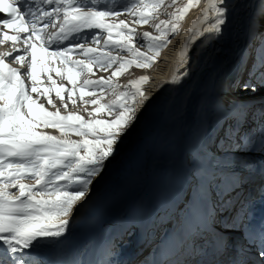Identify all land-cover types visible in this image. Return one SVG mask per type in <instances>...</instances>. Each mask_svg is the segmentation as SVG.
I'll list each match as a JSON object with an SVG mask.
<instances>
[{
  "label": "snow or ice",
  "instance_id": "1",
  "mask_svg": "<svg viewBox=\"0 0 264 264\" xmlns=\"http://www.w3.org/2000/svg\"><path fill=\"white\" fill-rule=\"evenodd\" d=\"M199 3L186 0L177 6L172 0L175 11L166 13L169 19L159 20L165 0H0V13L6 14L0 18V45L11 47L0 52V251L10 264H45L36 258L43 248L59 249L53 264H115L107 246L99 252L92 241L69 246L76 225L74 211L78 213L94 178L116 155L117 145L135 122L137 105L150 99L143 91L150 77L129 80L123 91L113 77L131 67H152L188 10ZM258 9L264 15V0H259ZM232 11L230 0H203L179 51L177 70L158 89L165 84L179 87L191 78L201 52L193 53L190 47L198 38L208 43L220 39ZM122 14L133 18L132 26L119 19ZM153 21H158L153 27L159 35L137 32L135 25ZM136 41L148 52L136 47ZM246 42L231 90L253 96H230L222 87L203 99L200 111L212 112L214 134L209 139L203 128L196 138L186 186L171 201L176 208L175 250L144 264H264V218L256 219V197L245 187L254 185L264 199V160L257 165L249 155L264 157V94L254 96L264 89V32L258 17L249 22ZM43 52L81 74L78 84L65 72L60 79H67L72 87L61 84V88L72 105L78 99L94 106L88 119L75 112L62 115L58 108L48 111L38 103L44 98L56 108L52 89L38 87L37 69L47 75ZM70 54L82 59H70ZM114 67L108 78H90L95 69ZM47 79L55 83L50 75ZM106 90L114 98L102 102ZM97 92L100 99H86ZM55 95L67 109L64 96L59 91ZM48 128L56 134L44 131ZM231 232L240 233L239 244L230 242Z\"/></svg>",
  "mask_w": 264,
  "mask_h": 264
},
{
  "label": "bare ground",
  "instance_id": "2",
  "mask_svg": "<svg viewBox=\"0 0 264 264\" xmlns=\"http://www.w3.org/2000/svg\"><path fill=\"white\" fill-rule=\"evenodd\" d=\"M230 2L233 11L229 13V26L224 30L223 36L210 43L204 38H198L194 46L190 47L193 53L196 49L201 52L198 57L199 62L190 79L184 80L179 87L165 84L158 89V85L169 81L173 72L177 70L178 54L188 36V28L203 6L197 9L196 14L188 13L177 34L157 58L154 67L142 75L151 78L143 85V91L150 99L137 105L135 122L122 137L121 143L117 145L116 155L106 162L102 173L94 178L88 197L80 202L78 213L74 211L76 225L70 237V247H79L92 241L98 252L100 246L103 245V249L107 246L112 250V260L115 264H119L121 257L127 260L134 253L133 251H117L114 246L118 243L115 244V240L114 244L112 242L115 238H118L117 240L121 238L115 234V230L124 226L128 217L138 223L135 230L146 226L143 220L145 219L148 223L150 219L148 212L152 209L164 218L158 222L157 229L167 225L168 220H174L176 212L171 201L177 192L175 187H182L185 179H188L190 151L196 138L201 135L203 128H207L209 139L214 134L215 120L212 112L209 110L207 114H204L200 111L203 99H210L219 93L222 87L228 89L230 96L247 98L243 94L236 95L237 93L231 90L236 77L234 69H228L226 58L228 54L234 52L238 40L244 38L246 42L248 25L254 17H258L260 31H264V15L259 13V0H230ZM131 22L132 20L128 21L130 26H132ZM42 55L47 75H50L55 83H51L47 75L38 68V87L41 90L51 88L50 95L55 104L59 100L55 92L59 91L69 105L67 93L61 88V84L64 88L72 87L67 79L63 81L60 79L65 71L53 62L55 61L53 58H46L47 52H43ZM192 58L197 59L196 56ZM65 67L67 66L64 65ZM100 71V69L94 70L97 75ZM112 72L107 74L111 76ZM72 78L78 84L80 83L75 76ZM129 80H131L130 77H125L120 84H126ZM97 94L100 93L97 92ZM31 95L33 99H36V93ZM73 96L76 98L77 93H73ZM257 101L259 99H255V102ZM38 103H43L48 111L57 110L48 108L47 106L50 105L44 98H41ZM59 111L62 115L67 114L65 111ZM82 111L83 109L80 110ZM80 112L75 111L77 115H80ZM44 131L56 134L54 128L44 129ZM72 138L79 139L76 136ZM212 148L215 150V145H212ZM179 206L182 208L183 204ZM127 239L128 246H133L137 241L132 236ZM140 240H145L144 234ZM132 246L127 249H132ZM55 250V248L40 249L36 258L51 261Z\"/></svg>",
  "mask_w": 264,
  "mask_h": 264
},
{
  "label": "rangeland",
  "instance_id": "3",
  "mask_svg": "<svg viewBox=\"0 0 264 264\" xmlns=\"http://www.w3.org/2000/svg\"><path fill=\"white\" fill-rule=\"evenodd\" d=\"M172 3V0H165V5H164V7H162L161 9H160V16H159V20H167V19H169V16L166 14V13H168V12H173V11H175V7H171L170 6V4ZM184 3H186V0H177V6H182ZM203 6V0H200V3L198 4V5H196L195 7H192V8H190L189 10H188V12L186 13V15H185V17L188 15V13H192V14H196L197 13V9L198 8H201ZM174 10H173V9ZM164 10H165V12H164ZM165 13V14H164ZM164 15V16H163ZM122 17V18H121ZM120 18L121 19H123V20H131V19H133L132 17H130L129 15H127V14H125V15H122ZM125 17V18H124ZM167 17V18H166ZM185 17H184V19L181 21V23H180V25H179V29H180V27H181V25H182V22L185 20ZM158 21H153V22H150L149 24H141V25H138L139 27H138V29H137V32H139V33H143V32H149V33H153V36H155V35H159V33L158 32H156V30H155V28L153 27V24L154 23H157ZM145 25H147V26H145ZM149 25V26H148ZM152 26V27H151ZM140 28H141V30L142 29H145V31H140ZM147 28V29H146ZM150 30V31H149ZM153 31V32H152ZM156 32V33H155ZM264 32V31H263ZM155 33V34H154ZM177 34V33H176ZM175 34V35H176ZM175 35H173V36H171V38H170V40L175 36ZM170 40H169V42H170ZM168 42V43H169ZM136 43V47L138 46V48L142 51V52H148V49H147V47L146 46H144L140 41H136L135 42ZM138 43V44H137ZM140 45H142V46H140ZM255 45V44H254ZM245 46H246V42H245V40H244V38H241L240 40H238L237 41V43H236V46H235V49H234V52H232L231 54H228L227 55V58H226V64H227V66H228V69L229 70H232V69H235V66H236V63L238 62V57L240 58L241 57V51H243V49L245 48ZM165 48V47H164ZM164 48L161 50V52H160V54H159V56L161 55V53H162V51L164 50ZM117 53L116 52H113V55H116ZM120 55H124V56H127V53H125V52H121V53H119ZM156 63V62H155ZM155 63L153 64V66L152 67H150V68H137V67H131L130 69H128L123 75H120V76H118L117 78L116 77H113V80L116 82V80H117V82L116 83H118V84H120V82H121V80L122 79H125V77L126 78H128V77H130V79L132 80V79H135V78H138V77H141L143 74H146L145 72L147 71V70H151L153 67H154V65H155ZM248 64H249V66H251V64H252V60L251 59H249L248 60ZM139 71H138V70ZM113 70H115V67H114V69L112 68V69H108L107 71H103V70H101V73L99 74V75H94V74H90V78H92V79H97V78H99V77H104V78H108L109 77V75L107 74L108 72H112ZM131 70V71H130ZM142 70V71H141ZM143 72V73H142ZM130 73H132V74H130ZM134 74V75H133ZM125 75V76H124ZM131 75V76H130ZM244 78H247V72L245 71V73H244ZM124 84V83H123ZM122 83L120 84L121 85V88L119 89L120 91H123V86L124 85H126V84H124L123 85ZM236 95H241V94H243L245 97H249L250 96V93H244V92H239V91H236ZM255 94H258V93H255ZM248 95V96H247ZM104 96L107 98H104ZM254 96H261V95H254ZM91 98H97V99H100L101 98V94H97V93H95V95H93V96H90V97H87L86 99H91ZM113 97L112 96H110V95H108L107 94V90H106V92H105V94L103 95V101L102 102H104V101H107L108 99H112ZM85 107H87V109H88V111H85L84 109H85ZM93 107L94 106H92V105H83V104H81L80 102H79V100L77 101V103L75 104V105H72L71 103H69V106H68V108L67 109H65L64 108V110H67V111H69V112H75V111H79L80 112V110L81 109H83V111L82 112H80V115L84 118V119H88L89 118V115H88V112H90V111H92V109H93ZM79 108V109H78ZM61 109H63V108H61ZM71 109V110H70ZM84 112H86L87 114H83ZM107 116H105L104 118H106ZM108 118V117H107ZM114 118V117H113ZM175 211H176V209H175Z\"/></svg>",
  "mask_w": 264,
  "mask_h": 264
}]
</instances>
